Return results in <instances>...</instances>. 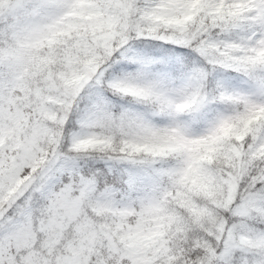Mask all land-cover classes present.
<instances>
[{"label": "rangeland", "instance_id": "rangeland-1", "mask_svg": "<svg viewBox=\"0 0 264 264\" xmlns=\"http://www.w3.org/2000/svg\"><path fill=\"white\" fill-rule=\"evenodd\" d=\"M218 9L198 0H0V264H152L161 257L163 227L148 206L159 186L97 193L60 157L62 124L82 87L99 80L111 53L133 38L193 44L206 61L245 64L262 76L264 44L259 64L250 38L217 29ZM209 24L217 31L203 39ZM120 89L145 92L126 83ZM160 95L175 109L192 102ZM64 172L70 179L60 185ZM234 180L226 179L225 202L240 214L249 196L234 205ZM232 232L221 224L216 246L208 244L195 264H246L228 259Z\"/></svg>", "mask_w": 264, "mask_h": 264}, {"label": "trees", "instance_id": "trees-1", "mask_svg": "<svg viewBox=\"0 0 264 264\" xmlns=\"http://www.w3.org/2000/svg\"><path fill=\"white\" fill-rule=\"evenodd\" d=\"M198 1L219 7L217 29L250 38L248 52L261 64L264 0ZM217 29L209 24L201 37ZM247 67L206 61L193 44L133 38L111 53L99 80L82 87L62 124L60 157L97 193L159 186L148 205L163 227L162 254L152 264H195L208 244L216 246L223 223L233 230L228 259L264 264V74ZM123 83L144 95L121 90ZM163 92L192 102L175 109ZM83 134L90 137L82 145ZM229 177L234 205L249 196L240 214L226 206ZM60 178V185L70 179Z\"/></svg>", "mask_w": 264, "mask_h": 264}]
</instances>
